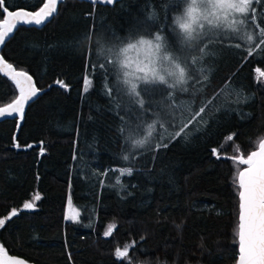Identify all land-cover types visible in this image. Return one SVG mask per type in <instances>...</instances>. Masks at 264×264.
<instances>
[{
	"label": "trees",
	"instance_id": "16d2710c",
	"mask_svg": "<svg viewBox=\"0 0 264 264\" xmlns=\"http://www.w3.org/2000/svg\"><path fill=\"white\" fill-rule=\"evenodd\" d=\"M42 2L5 0V6L35 10ZM165 3L64 0L41 28L19 26L5 42L4 59L44 90L25 109L16 144V118L0 121V219L18 211L0 227V246L7 253L36 264L236 263L234 177L244 165L231 157L246 156L264 137V46L251 56L244 41L213 46L206 98L214 104L204 114L207 124L188 140H165L167 148L156 149L153 140L130 149L119 131L129 116L106 92L105 80L115 77L91 71L98 38L117 41L148 29L171 39L177 9L170 6L165 19ZM153 10L155 21L148 19ZM236 43L242 47L229 46ZM16 94L0 74V106ZM221 104L219 111L211 110ZM128 167L132 174L122 175L119 169ZM29 201L35 206L21 210ZM133 242L128 258H117L115 250Z\"/></svg>",
	"mask_w": 264,
	"mask_h": 264
},
{
	"label": "snow or ice",
	"instance_id": "6c2138e0",
	"mask_svg": "<svg viewBox=\"0 0 264 264\" xmlns=\"http://www.w3.org/2000/svg\"><path fill=\"white\" fill-rule=\"evenodd\" d=\"M58 2L62 3L63 0H43V5L37 11L24 8L9 11L5 0H0V13H7L17 24L40 25L56 13ZM92 2L111 4L115 0ZM254 4L264 8V0H166L165 19L170 6L177 9L170 25L171 39L160 30L153 33L145 29L142 34L117 41L99 38L95 41L96 62L92 64L91 71L94 74L99 69L106 78L110 75L115 77L112 82L105 80L106 92L109 97L114 92L118 94V107L129 116V119L122 121L119 131L127 134L125 139L130 142L132 149L152 145L153 140L156 149L167 148L165 140H188L194 131L198 132L200 127L207 124L204 114L214 104L213 100L206 98V87L210 86L213 72V67L207 61L216 54L213 46L233 39L244 41L251 45L247 48L249 56L264 46V26H261L264 23V11L258 16ZM148 19H158L155 10ZM14 27L11 25L7 30L0 28V44L4 43ZM229 46L237 49L242 47L240 43ZM5 69L13 72L20 89V95L8 107L22 115L23 105L36 96L40 89L34 86L27 72H16L11 64L0 57V71ZM257 72L260 70L257 69ZM260 75L264 76V72H260ZM25 83L29 86L27 93ZM90 83L85 78V84ZM157 95L160 99L153 100L152 97ZM227 95H232V89L229 88ZM145 96L149 97L147 101ZM146 104L148 107H145ZM222 107V104L216 105L211 110L219 111ZM134 108L138 109V113L133 114ZM149 111L153 119L146 122L144 113ZM0 115H4V109H0ZM234 135L227 139L232 140ZM258 146L259 150L251 152L246 158L243 155L231 157L239 164L247 165L243 170L237 167L234 177L239 197L238 224L235 229L239 245L237 264H264V137ZM213 152L215 154L216 150ZM122 159L127 161L129 156L124 155ZM119 171L122 175H131L133 169L128 167ZM35 199L39 200V195ZM68 203L71 209L70 197ZM34 206L31 201L23 205L25 209ZM11 214L15 215L16 210L13 209ZM78 215V212H74L72 218ZM7 219H0V227L4 226ZM110 231L111 227L104 235L108 236ZM134 243L123 249L117 248V258H128ZM3 256L4 249L0 246V264H26L20 258L4 260Z\"/></svg>",
	"mask_w": 264,
	"mask_h": 264
},
{
	"label": "water",
	"instance_id": "95a60500",
	"mask_svg": "<svg viewBox=\"0 0 264 264\" xmlns=\"http://www.w3.org/2000/svg\"><path fill=\"white\" fill-rule=\"evenodd\" d=\"M64 1V0H63ZM81 1H87V2H91V3H93L92 2V0H81ZM116 1H118V0H115V2ZM114 2V3H115ZM114 3H111V4H109V3H106V2H97V3H93V4H105L106 6L107 5H113ZM59 4H60V2H58V4H57V10H58V6H59ZM43 5V2H42V4L39 6V7H41ZM39 7L38 8H36L35 10H28V9H25V10H27V11H37L38 9H39ZM20 8H16V9H13V10H9V11H18ZM56 13H57V11H56ZM55 13V14H56ZM4 15H3V17L0 19V28H2V29H4V30H7L11 25H15V27L13 28V30H12V32H10L9 33V35L5 38V41H4V43L3 44H0V57H3L2 56V54H1V49L3 48V46H4V44H5V42L14 34V32L17 30V28L19 27V26H26V27H37V28H41L43 25H45V23L46 22H48L52 17H50L48 20H46L44 23H42V24H40V25H35V24H22V23H20V24H17V22L16 21H14V20H11L8 16H7V13H3ZM8 21V23L6 24L5 23V21ZM3 60L4 61H6L5 59H4V57H3ZM7 62V61H6ZM8 64H10L9 62H7ZM12 65V64H11ZM13 66V65H12ZM13 69H15V71L16 72H20V71H23V72H27V71H25V70H21V69H16L14 66H13ZM28 73V72H27ZM0 74L2 75V76H5L8 80H10L13 84H14V86H15V88H16V91H17V94H16V96L15 97H13L14 99H12L10 102H8V103H6V104H4V105H1L0 106V109H4V115H0V121H2V120H4V119H14V118H16V120H17V123H16V128H15V133H14V142H15V144H16V136H17V133H18V130H19V128H20V126H21V124H22V122H23V119H24V115H25V112H26V110L25 109H27V106H28V104L30 103V102H32L34 99H36L37 98V96H39L41 93H43V91L44 90H41L40 89V91L36 94V96H34V97H32L30 100H28L24 105H23V114L21 115L20 113H18V112H13L9 107H8V105H10V104H13L15 101H16V99L18 98V96L20 95V89H19V87L17 86V84H16V80L13 78V72H11V71H9V70H7V69H5V70H3V71H0ZM28 75H30L31 77H32V75L30 74V73H28ZM32 83L34 84V86L36 87V88H38L37 86H36V84H35V81H34V78L32 77ZM24 87H25V92L27 93V90H28V84H24ZM39 89V88H38ZM260 141V140H259ZM33 144L32 143H30V144H28L27 146H25L24 147V149H29L31 146H32ZM34 145H36V144H34ZM258 145H259V142H258ZM257 145V147L255 148V149H253V150H250V152L248 153V154H250L251 152H253V151H258L259 150V146ZM16 146V145H15ZM216 154V153H215ZM247 154V155H248ZM240 155H242V154H239L238 156H240ZM247 155L246 156H244L245 158L247 157ZM237 156V157H238ZM238 162V161H237ZM243 165V164H242ZM245 167H247V165H244V167H242L240 170H243ZM239 198V197H238ZM239 204V203H238ZM25 208H22L21 210H24ZM28 209H30V208H28ZM28 209H26V210H28ZM69 212V210H68V207H66V212H65V215L67 216V213ZM12 210L9 212V214L7 215V218H10L11 216H12ZM18 213V211L16 210V214ZM15 214V215H16ZM238 251H239V245H238V243H237V259H238ZM10 258H20V259H22V260H24L25 262H26V264H36V263H34V262H32V261H28V260H26L25 258H23V257H21V256H16V255H12V254H9V253H7L5 250H4V256H3V259L4 260H9ZM237 259H236V263L235 264H237Z\"/></svg>",
	"mask_w": 264,
	"mask_h": 264
},
{
	"label": "rangeland",
	"instance_id": "374dc122",
	"mask_svg": "<svg viewBox=\"0 0 264 264\" xmlns=\"http://www.w3.org/2000/svg\"><path fill=\"white\" fill-rule=\"evenodd\" d=\"M253 7H255V8L257 9V15H259L262 11H264V8H262L260 4H254ZM162 34H163V33H162ZM163 35H164V34H163ZM165 36H166V35H165ZM245 43H246V42H245ZM246 45L249 47V45H248L247 43H246ZM132 55L135 56L136 53H132ZM114 80H115V78H114ZM113 97L118 98V100L120 101L119 96H118L117 93L113 94ZM144 99L147 101V100L149 99V97H144ZM152 99H153V100H159V99H158V95L152 97ZM145 107H148V105L146 104ZM143 118H144V120H145L146 122H150L151 119H153L151 111L144 113V117H143ZM127 119H129V117H128ZM125 135H127V134L125 133ZM127 142H129V141H127ZM152 144H153V143H152ZM129 145H130V142H129ZM145 147H146V146H145ZM130 149H131V150H136V149H132L131 146H130ZM137 149H139V148H137ZM72 174H73V171H72V165H71V170H70V174H69V178H68V184H67V187H68V188L71 186V183H72V180H73V178H72ZM70 214H71V213H70V211H69V212L67 213V215H70ZM125 246H129V243H126L125 245H123L122 247H119V248H120V249H123Z\"/></svg>",
	"mask_w": 264,
	"mask_h": 264
}]
</instances>
